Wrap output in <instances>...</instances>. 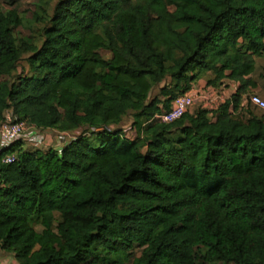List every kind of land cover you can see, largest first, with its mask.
Wrapping results in <instances>:
<instances>
[{"label": "trees", "instance_id": "trees-1", "mask_svg": "<svg viewBox=\"0 0 264 264\" xmlns=\"http://www.w3.org/2000/svg\"><path fill=\"white\" fill-rule=\"evenodd\" d=\"M36 7L40 45L0 4V124L12 114L73 139L0 162L3 252L20 264H124L135 249L132 264H264V117L243 106L264 0ZM205 78L238 90L215 110L156 119Z\"/></svg>", "mask_w": 264, "mask_h": 264}, {"label": "built area", "instance_id": "built-area-1", "mask_svg": "<svg viewBox=\"0 0 264 264\" xmlns=\"http://www.w3.org/2000/svg\"><path fill=\"white\" fill-rule=\"evenodd\" d=\"M204 102H206V107H202L207 110H215L218 106L223 103V99L219 94H217L215 89H209L208 93L202 96ZM222 100V101H221ZM196 94L193 91L188 92L180 97H178L170 111L163 113L156 117L157 120L162 123H173L181 119L191 108L195 105ZM213 104L215 108H213ZM247 103L244 102L243 106ZM248 104L257 107L260 110H264V99L259 95H253L248 99ZM212 106V107H211ZM126 130V129H125ZM127 132V130H126ZM56 135L55 142H64L68 135L60 134L53 130L39 129L34 126H29L25 121H19L12 114H8L4 122L0 124V154L8 151L13 145L19 143L24 147H33L36 149H48L51 147V136ZM50 146V147H49ZM61 149V145L57 147ZM16 161L15 156L8 157L4 160L6 164H12ZM3 244L0 241V253Z\"/></svg>", "mask_w": 264, "mask_h": 264}, {"label": "rangeland", "instance_id": "rangeland-1", "mask_svg": "<svg viewBox=\"0 0 264 264\" xmlns=\"http://www.w3.org/2000/svg\"><path fill=\"white\" fill-rule=\"evenodd\" d=\"M36 3H37V0H0V4H1V7L3 9L7 10V9L12 8V7H15V8H17L20 11L22 16L25 17L26 26L23 27V28H20L18 30V36L19 37H24V38L30 37V38H32L33 42H36V43H38V45H40L42 43V40H43L42 37H40V30H42V28L44 26H46V25L37 23L34 20L33 15L37 11ZM57 3H58V1H55L52 4L51 8L49 9L50 15L53 14L54 8L56 7ZM103 54L107 58L111 56L109 53H104L103 52ZM29 56L30 55H25L23 61L21 62V65H20V67H19V69L17 71V75L26 76L29 73V66H28V63H27V59H28ZM256 61H257V71H256V74L254 75V81L256 83V87L252 88V89H249V92L244 96V102L247 103L246 105H248V99L252 95H259V96H261L264 99V55L262 57H256ZM207 80H208V78H207ZM208 91H209V89H205V87L202 88V86H201V88H198L195 91L196 102H195V105L190 110L192 113L197 112L199 109H201L204 106L206 107V102H204L205 100H204V98L202 96L204 94L206 95L208 93ZM156 94H157V92L154 93V95H156ZM213 108H215L214 104H213ZM250 109L255 114H257L258 116L264 117V110H260L257 107H254L252 105H250ZM132 126H133V118H132V116H128L125 119V121H124V123L122 125V128L127 130V135L129 137L135 138L136 137V132L134 131V129H132ZM79 133H76L75 136L78 135ZM55 137H56L55 134L53 136H51V140L53 139V142H51V146L52 145L55 146L57 144L59 146L61 144V146H62L64 142H59V143L56 144ZM68 137H73V135H69ZM23 147L24 146L22 144H18L15 147L14 151L9 150V151L4 152L0 156V162H3L8 157L16 155L17 150H19V149H21ZM24 148H26V147H24ZM27 148L31 149L33 147H28L27 146ZM33 226H35V228L38 231H40L41 227L38 226L35 221L33 222ZM140 255H141V250L135 249V251L132 252V254L130 255V258H128L124 262V264H132L133 260L136 257H139ZM115 259H117V258H115ZM114 261L115 260L112 259L111 263H113Z\"/></svg>", "mask_w": 264, "mask_h": 264}, {"label": "crops", "instance_id": "crops-1", "mask_svg": "<svg viewBox=\"0 0 264 264\" xmlns=\"http://www.w3.org/2000/svg\"><path fill=\"white\" fill-rule=\"evenodd\" d=\"M207 85H208L207 78L199 81L195 85V87L193 89V93L195 94V91L198 88H201V86H202V88L205 87V89H210ZM237 90H238L237 84L228 83L225 86H223L222 88L217 89L216 92H217V94H219L221 96V98L223 99V103H224L226 100L230 99L234 94H236ZM57 143L58 142H56V144ZM55 147L57 148V147H59V145L57 144V145H55ZM0 264H20V263L14 254L2 252V253H0Z\"/></svg>", "mask_w": 264, "mask_h": 264}, {"label": "water", "instance_id": "water-1", "mask_svg": "<svg viewBox=\"0 0 264 264\" xmlns=\"http://www.w3.org/2000/svg\"><path fill=\"white\" fill-rule=\"evenodd\" d=\"M72 139H73V137H67L66 140L64 141L63 145L61 146V148L64 147L67 142L72 141Z\"/></svg>", "mask_w": 264, "mask_h": 264}]
</instances>
